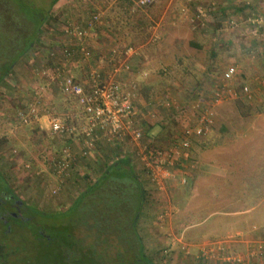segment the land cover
I'll return each mask as SVG.
<instances>
[{
	"label": "rangeland",
	"instance_id": "374dc122",
	"mask_svg": "<svg viewBox=\"0 0 264 264\" xmlns=\"http://www.w3.org/2000/svg\"><path fill=\"white\" fill-rule=\"evenodd\" d=\"M17 1L20 0H2V3L5 8L13 7L18 11ZM21 1L45 14L47 21L40 32L33 34L31 48L19 58L0 85V169L13 192L39 212L56 215L70 206L86 184L102 172L104 164L113 159L102 158L104 154L101 158L78 156L77 168L71 170V174L56 175L54 158L66 145H73L77 150V144L66 137L52 135L47 117L38 123H22L19 110L33 103L40 81L44 82L41 84L43 97L39 102L42 114H65L71 110L65 107L60 86L52 79L54 76L43 78L37 74V69L47 67L46 60L57 40L65 42V47L86 43L93 52L91 63H98L96 46L109 36L127 39L125 36L132 35L138 45L133 46L137 52L129 56L130 64V59L140 52L142 58L144 53L148 54L157 66L154 72L159 75L164 67L162 60H166L167 66L178 64V55L195 60L188 62L192 64V74H186L187 67L177 66L180 75L176 76H180L181 81H173L171 85H166L165 78L153 75L152 81L158 82L156 86L164 85L155 90H145L147 83L141 81V74L138 77L130 75L133 73L131 64L130 73H120L127 77L125 81L121 79L127 90L133 84V77L136 92L143 93V98L162 93L185 106L199 102L201 94L210 102L216 88H226V92L231 89L236 93L213 108L214 125L207 134L192 139L191 150L175 164L172 171L178 174L165 182L166 188L158 189L152 185L140 163L133 162L140 175L141 168L146 174L143 178L148 202L137 223L145 255L167 264H264L261 247L264 240V27L257 30L255 22L256 18L264 16V0H154L143 6L138 5L139 0H58L54 4L53 0ZM126 4L131 6L126 8ZM22 14L18 18L13 15V18L25 26L28 20L23 17L26 14ZM94 16L100 18L99 22L85 38H75L66 31L67 25L71 24L87 26ZM144 36L145 40H142ZM168 39H175L178 44L167 47L170 50L167 59L157 60L154 55L166 48ZM115 45L112 49L123 51L125 48ZM62 48L60 43L57 48L60 56ZM119 58L126 59L123 55ZM196 60H200L201 67L194 66ZM111 65L109 61L105 68L109 69ZM231 65L236 66L237 74L225 80L224 72ZM75 67H71L70 62L67 64L68 70L73 71ZM79 67L82 71L83 67ZM183 75L188 76L184 78ZM199 84L202 85L201 93L197 90ZM244 86L249 87L250 97L241 92ZM154 101L160 104L158 113L165 119L149 125L143 121L142 126L147 140L167 146L179 138L174 131L179 132L181 126L172 115L173 107H167L157 99ZM151 116L156 117L157 113L152 110ZM166 124L169 127L167 135L163 133L166 127L161 128ZM155 127L156 131H152ZM116 144L100 141L97 146L109 150V146ZM195 146L198 150H194ZM123 149L121 153L131 156V144L125 143ZM105 150L102 151L105 153ZM183 178H186L185 183ZM36 222L42 223V220ZM34 225H27L21 236H32L37 229ZM188 225L192 227L189 230L185 228ZM224 226L237 228V231L242 229L234 231V238H231L239 240L231 243V247H227ZM200 230L204 232L199 237L193 233ZM216 237L217 242L203 247L202 241ZM26 248H29L26 254L34 264H52L51 261L60 258L56 253L50 256V253L38 252L32 245ZM50 248L53 251L49 247L48 252Z\"/></svg>",
	"mask_w": 264,
	"mask_h": 264
},
{
	"label": "trees",
	"instance_id": "16d2710c",
	"mask_svg": "<svg viewBox=\"0 0 264 264\" xmlns=\"http://www.w3.org/2000/svg\"><path fill=\"white\" fill-rule=\"evenodd\" d=\"M57 1L52 2L54 4ZM17 4L18 11L13 7L5 8V4L0 0V85L13 71L19 58L31 48L35 38L33 34L40 32L42 25L47 21L45 14L39 13L37 8L30 6L27 2L20 0ZM130 6L126 4V8ZM22 12L26 14L23 17L28 20L25 26L13 18V15L17 18L21 17L24 15ZM125 38L127 39L123 37L121 39L117 35L115 40H120L121 45L119 42L115 44L125 48L138 45V41L136 40L135 43L134 40L136 37L131 35ZM142 40H145V36ZM100 41L103 40L100 39ZM125 41H128V44H123ZM62 46L65 47V42H61ZM196 46L200 47L198 43ZM92 61L96 60L93 58ZM94 64H99V62ZM102 65L106 66L107 60H104ZM46 66V75L55 77L53 63L48 61ZM177 66L174 63L160 69L159 75L166 79L164 80L166 85H171L176 80L181 81L180 76H176L180 75L178 73L180 69ZM191 66L192 64L186 66V74L191 73ZM83 69L81 71V68L76 66L71 73L81 81L86 73ZM187 76L182 77L187 78ZM39 83L44 84L41 81ZM63 97L65 107L76 111L77 100L64 94ZM151 98L148 95V99ZM124 146L125 144L121 143L113 147L109 146V150L103 149L105 153L103 152L102 158L113 159L104 164V169L97 178L86 184L83 191L70 206L64 209L62 214L55 215L54 224L46 225V233L49 235L47 240L52 245H44L42 241L46 239L37 238L38 228H35L32 236L22 237V232L26 230L28 224H19L11 217L10 223L13 226L8 231L7 225L0 220V264H34L32 258L26 254L29 251V248H26L28 245H32L34 250L37 248L38 252H46V255L50 253L52 256L56 253L60 256L57 261H51L52 264H167L147 257L144 253L137 223L148 202V191L144 180L146 174L141 168L140 175L134 161L128 156L129 154L121 153ZM118 152L121 155H117ZM88 178L86 176V179ZM5 193L10 195L13 189L0 169V201ZM38 242L40 245L37 244ZM49 247H52L54 252L51 248L48 252Z\"/></svg>",
	"mask_w": 264,
	"mask_h": 264
},
{
	"label": "built area",
	"instance_id": "2783aa9c",
	"mask_svg": "<svg viewBox=\"0 0 264 264\" xmlns=\"http://www.w3.org/2000/svg\"><path fill=\"white\" fill-rule=\"evenodd\" d=\"M154 0H139L138 5H148ZM100 18L94 16L87 26L67 25L66 31L78 39L85 38L95 23ZM257 30L264 27V16L255 19ZM137 50L133 46L126 47L123 51L112 49L109 69L102 64L91 63L92 49L84 42L77 46H66L61 50L66 65L58 67L55 72L56 81L62 93L77 100L76 111L70 110L65 114H42L38 106L33 102L26 109L19 110V117L24 124L38 123L43 117H47L50 133L66 137L77 144V150L73 145H66L60 155L54 158L53 166L58 176L69 174L72 168L78 164L77 158H90L91 152L100 141L114 144H131V158L137 161L146 171L152 185L158 189L165 188V182L173 176L172 169L177 161L191 148L192 139L201 137L210 130L215 123L214 107L224 102L227 98L236 96L231 89L216 88L213 99L210 102L199 100L185 106L168 97L159 100L167 107H173V116L182 125L181 135L167 146L155 145L153 140H147L142 122L146 118L142 109L137 105L136 86L133 84L129 90L120 80V73L130 72L131 64L129 56ZM119 55L126 57L124 60ZM85 68L84 79L78 80L67 64ZM46 69H37L40 77L46 76ZM237 74L234 65L228 66L224 72V79L230 80ZM241 92L250 97L248 86H244ZM37 95V94H36ZM212 106V107H211ZM190 107V108H189ZM170 109V108H169ZM172 109V110H173ZM171 110V109H170ZM191 112L194 117L191 123L190 117L185 116ZM190 115V114H189ZM185 118V119H184ZM184 119V121H183ZM153 141V142H152ZM73 144V143H72ZM187 154V153H186ZM29 166V165H28ZM186 182V178L182 179ZM264 250V240L262 246Z\"/></svg>",
	"mask_w": 264,
	"mask_h": 264
},
{
	"label": "crops",
	"instance_id": "0c3cea01",
	"mask_svg": "<svg viewBox=\"0 0 264 264\" xmlns=\"http://www.w3.org/2000/svg\"><path fill=\"white\" fill-rule=\"evenodd\" d=\"M53 41H56V40H53ZM115 38H113V36H109V38H108V40L106 39L105 41H104V43H102L101 45H99V46H96V55H97V59L99 60V64L101 65L102 63L104 64V60H107V64H108V62H109V59H110V53L108 54V51L110 50V49H112L113 48V46H114V44H115ZM169 43L166 45V48L164 49H161L160 50V52H158L159 54H155L154 55V57H157V60H162V59H167L168 58V54H169V49L167 48L168 46H169V48H170V46H174V47H176L175 45H174V43H176V44H178V42H176V40L175 39H173V40H167ZM62 41L61 40H57V42L55 43V44H53V48H52V50H50V53H49V59L48 60H46V61H50L51 62V64L53 63V67H54V71L56 72V69L59 67H63L64 65H66V62H65V60H64V58H63V55L61 54V56H60V54H59V50H57V49H54V48H58V47H56V45H60V43H61ZM114 47H116V46H114ZM107 49V50H106ZM142 52H140L139 54H137L136 56H134L133 58H131L130 59V62H131V64L133 65V73L132 74H130V75H133V76H139V74H141L140 75V77H141V81L143 82V83H147L146 85V87H145V90L146 89H149L150 88V90H155V87L156 88H158V89H160V88H164V85L163 86H161V87H158V86H156V85H158V82H156V80L153 82L152 80V76L153 75H157L158 77L157 78H159V79H161V77H160V75H158L157 73H155L154 71H156V69H157V66L153 63V60H151L152 58L147 54H145L144 53V58H142ZM177 58H178V66H179V68H184V67H186L187 65H189V63L188 62H190V59L191 60H195V59H193L192 57H188L187 55H178L177 56ZM97 60V61H98ZM150 60V61H149ZM164 63V64H163ZM161 64H163L164 65V68H166V66L168 65L167 64V62H166V60H165V62H163V60L161 61ZM194 66H199V67H201L202 66V63H200V60H196V62H195V64H194ZM126 73V72H125ZM130 73V72H129ZM147 76V75H149L147 78L145 77V76ZM56 76V75H55ZM124 76V77H123ZM121 78H120V80L122 79L123 81H125L126 79H127V77H126V75L125 74H123V75H121L120 76ZM206 77H208V76H206ZM54 79L56 80V78L54 77ZM121 80V81H122ZM39 81H40V78H39ZM38 81V82H39ZM56 82H58L59 83V80L58 81H56ZM131 82L133 83V84H135V86H136V83L135 82H133V77H132V79H131ZM132 84V85H133ZM179 84V83H178ZM40 86V87H39ZM128 86H129V84H128ZM179 86L181 87V84H179ZM201 87H202V85L201 84H199L198 85V88H197V90H198V92H200V89H201ZM36 96H35V100H33V102L38 106V104L36 103V102H41V100H42V90H43V88H42V85H41V83L39 84L38 83V85L36 86ZM129 89V88H128ZM149 90V91H150ZM175 92H177L178 93V90H177V88L175 87ZM136 92V91H135ZM197 92V93H198ZM158 93V92H157ZM181 92L179 91V94H180ZM201 93V92H200ZM201 95H203V94H201ZM201 95L199 96V98H200V100H202L203 102H209L206 98H204V97H201ZM166 96V95H165ZM152 98L151 99H148V98H143V93H141V92H139V93H137L136 92V97H135V100H136V103H137V105L142 109L141 111H143V112H145L144 114L146 115L145 117V119H144V122H146V124L147 125H149V124H155L156 123V121H162L163 119H165V116L164 115H160L159 113H158V108L160 109V107H158V104H157V102H155L154 100H160V99H162V98H165L164 97V95L162 94V93H160V94H154L153 96H151ZM181 98V97H180ZM181 99H183V98H181ZM155 102V103H154ZM41 104V103H40ZM39 104V108L41 109V105ZM160 105V104H159ZM152 110L153 111H155L156 113H157V116L155 117V116H151V112H152ZM173 110H172V115H173ZM192 114L190 113V115H189V113H187V115L185 116V118L187 119L188 117H190V119H192ZM154 118L156 119V120H154ZM184 118V119H185ZM184 119H183V121H184ZM163 125V124H162ZM180 126H181V128H182V125L181 124H179ZM158 126V125H157ZM164 127H166V130L163 132V133H165V135H167L168 134V129H169V127H168V125L166 124V126H162L161 128H164ZM181 128H180V130H179V132L177 131V130H175L174 132H177L178 133V136H180L181 135ZM156 129H157V127H155V128H153V130L152 131H156ZM98 146H97V144H96V146H95V148H94V150L91 152V157L92 158H96V157H102V154H103V152L104 151H102L99 147L97 148ZM200 148V147H199ZM79 149V148H78ZM191 150V149H190ZM189 150V151H190ZM194 150H198L197 149V147L195 146L194 147ZM93 155V156H92ZM26 165H29V164H26ZM212 165V164H211ZM79 167V166H78ZM212 167V166H211ZM216 167V166H215ZM218 167V166H217ZM74 168H77V167H74ZM74 168H72V170L74 169ZM219 168H222V167H219ZM70 172H71V170H70ZM69 172V174H71ZM178 173L177 172H174L173 171V176H175V175H177ZM197 178H198V176H197ZM171 178H169L168 180H166V181H169ZM197 180V179H196ZM165 188H166V185H165ZM194 191H196V190H194ZM192 215L195 217L196 216V213L194 212V213H192ZM190 216L191 217V219H190V217H189V219L190 220H192V218H193V216ZM181 220H182V218H181ZM195 224L196 223H194V226H195ZM193 226V227H194ZM185 228H188V230L189 229H191L192 227H190L189 225L188 226H185ZM224 228V231H225V240H226V243H227V247H231L232 246V244L231 243H233V242H236L237 240H239V238L238 239H235V240H233V236L235 235L234 234V231H236V232H239V231H242V229L240 230V229H238V231H237V228H228V226H224L223 227ZM202 232H204V230H200V231H198V232H196V231H194L193 233L194 234H196L198 237L201 235V233ZM230 232H231V234H230ZM243 237H245V235H242ZM231 237H233V238H231ZM218 237H216L214 240H205V241H202V242H204L205 244H203V247L204 246H206L208 243H214V242H217V240H219V239H217ZM260 240H263V239H260ZM229 241V242H228ZM235 245V244H234ZM218 249H222L221 247H219ZM218 249H216V250H218ZM214 250H215V248H214ZM233 251V250H232ZM240 264V263H239Z\"/></svg>",
	"mask_w": 264,
	"mask_h": 264
},
{
	"label": "flooded vegetation",
	"instance_id": "af4514ba",
	"mask_svg": "<svg viewBox=\"0 0 264 264\" xmlns=\"http://www.w3.org/2000/svg\"><path fill=\"white\" fill-rule=\"evenodd\" d=\"M63 211L64 210L57 212L56 215L62 214ZM11 217L19 222V224H35V226L38 228V234L40 235H38L37 238L46 239L42 241L44 245H52V243L47 240L49 235L46 233V231L47 226L54 224L53 218L55 217V214L49 215L39 212L35 206H32L20 199L19 196L13 192L10 195L5 193L2 200L0 201V220H2L7 225L8 231H10L13 226V224L10 223ZM37 219L42 220V223L36 222ZM37 244L40 245V242Z\"/></svg>",
	"mask_w": 264,
	"mask_h": 264
}]
</instances>
